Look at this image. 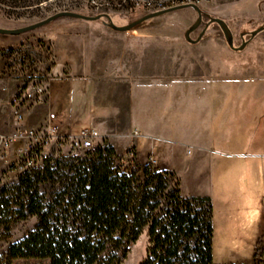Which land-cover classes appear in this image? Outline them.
I'll return each mask as SVG.
<instances>
[{"label": "crops", "instance_id": "0c3cea01", "mask_svg": "<svg viewBox=\"0 0 264 264\" xmlns=\"http://www.w3.org/2000/svg\"><path fill=\"white\" fill-rule=\"evenodd\" d=\"M75 27L49 38L54 58L46 72L49 92L44 102L27 109L25 124L41 127L49 113H55L61 133H77L90 126L100 129L118 155L173 173L183 197L210 198L214 238L239 242L232 249L233 260L215 264H245L258 252L264 259V114L251 140H218L217 132L224 133L221 126H214L218 102L213 98L227 96L228 89L214 88L212 77L189 83L134 80L122 114L120 108L105 105L109 81L96 91L93 81L102 75L93 72V55L86 49L94 39L81 30L84 26ZM23 40L21 34L0 33L2 131L9 127V101L16 86L3 77V70ZM259 93L264 95V90ZM4 169L0 160V175ZM252 247L249 258L244 250Z\"/></svg>", "mask_w": 264, "mask_h": 264}, {"label": "rangeland", "instance_id": "374dc122", "mask_svg": "<svg viewBox=\"0 0 264 264\" xmlns=\"http://www.w3.org/2000/svg\"><path fill=\"white\" fill-rule=\"evenodd\" d=\"M148 1L151 0H132L120 8L110 7L96 12L90 0H0V27H25L64 10L86 15L105 13L110 15L115 24L125 25L150 12L163 9L148 8L145 6ZM167 1L169 5L164 8L189 2L200 7L202 23L191 33L192 38L198 37L211 17H220L226 21L236 46L242 43L243 37L248 40L250 32L264 26V0ZM197 18V10L186 7L149 18L128 31H117L106 24V17L98 20L59 17L43 26L20 33L24 36L23 44L13 53L10 52L11 60L30 58L37 64L39 73H46L54 61L49 38L62 30L84 26L79 29L85 30V35L94 39L86 48L93 55V72L97 75L101 72L102 75L93 81L96 91L99 93L110 82L106 106L120 108L124 114L128 108L129 86L134 80L189 83L212 77L214 88L228 89L227 96L218 95L213 98L218 102L214 126H221L224 133L220 135L217 132L218 140H251L255 129L263 123L261 115L264 114V95L259 91L264 90V30L252 38L244 49L235 50L229 46L219 24L211 23L203 38L197 43H191L185 38V32ZM91 25L97 27H86ZM108 58L113 60L111 64L107 62ZM121 123L125 125V119ZM98 130L102 140L96 141L101 146L111 144L110 140L104 138L103 131ZM107 131L108 128L104 132ZM119 157L120 162L129 169L144 165L135 158ZM150 164L153 165L151 162ZM176 178L170 177L172 190L177 188ZM19 180V174L11 173L5 167L0 175V189L7 187L15 196ZM14 202L15 197L11 204ZM16 209L17 206L13 205L6 212L4 220H7L9 230H4L3 227L0 229V252L6 250L8 243L26 236L37 224L35 216L20 219L15 213ZM238 243L231 239L221 241L218 236L213 237L214 261L221 263L233 260L231 252ZM149 246L146 227L139 239L130 245L121 264H141L147 256ZM244 253L249 258L252 257L253 247L244 250ZM13 264H50V261L20 258L14 260ZM245 264H264V259L258 252Z\"/></svg>", "mask_w": 264, "mask_h": 264}, {"label": "trees", "instance_id": "16d2710c", "mask_svg": "<svg viewBox=\"0 0 264 264\" xmlns=\"http://www.w3.org/2000/svg\"><path fill=\"white\" fill-rule=\"evenodd\" d=\"M170 177L150 163L127 168L111 144L82 158L50 159L42 171L20 175L15 196L0 189V229L9 230L4 219L13 205L20 219L37 218L0 252V264H121L146 227L150 246L141 264H215L210 198L183 197Z\"/></svg>", "mask_w": 264, "mask_h": 264}, {"label": "built area", "instance_id": "2783aa9c", "mask_svg": "<svg viewBox=\"0 0 264 264\" xmlns=\"http://www.w3.org/2000/svg\"><path fill=\"white\" fill-rule=\"evenodd\" d=\"M131 1L90 0V3L96 12H100L110 7H123ZM167 5V0H151L145 4L151 9ZM3 77L16 83L9 101V127L0 130V160L9 172L19 175L28 171L40 172L50 159L82 158L101 147L96 140H102V137L94 127L83 128L77 133H61L55 124V113H49L41 127L25 124L27 109L44 102L49 92L46 73H39L33 60H9Z\"/></svg>", "mask_w": 264, "mask_h": 264}, {"label": "water", "instance_id": "95a60500", "mask_svg": "<svg viewBox=\"0 0 264 264\" xmlns=\"http://www.w3.org/2000/svg\"><path fill=\"white\" fill-rule=\"evenodd\" d=\"M186 7H193L198 12V18H197L196 22L192 26H190L185 32V38L191 43H197L203 38L209 24L218 23L219 26L221 27L223 33H224V36H225L226 41L228 42L229 46L235 50H242L247 46V44L250 42V40L252 38H254L263 29V26H262L256 30L250 32V38L248 40L244 39V37H243L244 34H243L242 35V37H243L242 43L239 46H236V45H234V37H233L232 31H231L230 27L228 26V24L226 23V21L220 17H211L209 19V21L207 22V24L205 25V27L199 33L198 37L192 38L191 33L193 31H195L201 25L203 15H202V11H201L200 7L196 3L189 2V3H182V4H178L175 6L168 7V8H163L161 10L150 12V13L144 15L143 17H141L137 20H134L133 22H130V23L125 24V25L115 24L112 21V18L110 17V15L105 14V13L97 14V15H86V14L76 12V11L64 10V11L57 12V13L47 17L46 19H43L39 22H36L34 24H30V25L25 26V27H20V28L0 27V33H2V34H20V33L38 28L40 26H43V25H45V24H47V23H49V22H51V21H53L59 17H64V16L65 17L80 18V19H84V20H98L102 17H106L108 19L106 24L109 27H111L117 31H128V30L134 28L139 23H141V22H143L149 18L158 16V15H162V14H165V13L170 12V11L186 8Z\"/></svg>", "mask_w": 264, "mask_h": 264}, {"label": "flooded vegetation", "instance_id": "af4514ba", "mask_svg": "<svg viewBox=\"0 0 264 264\" xmlns=\"http://www.w3.org/2000/svg\"><path fill=\"white\" fill-rule=\"evenodd\" d=\"M209 25H210V24H209ZM263 30H264V26H263V29H262L261 31H263ZM261 31H260V32H261ZM260 32H259V33H260Z\"/></svg>", "mask_w": 264, "mask_h": 264}]
</instances>
